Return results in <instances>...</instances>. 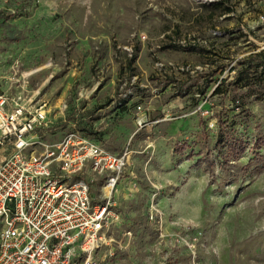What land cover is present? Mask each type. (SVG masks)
Returning <instances> with one entry per match:
<instances>
[{"label":"rangeland","instance_id":"1","mask_svg":"<svg viewBox=\"0 0 264 264\" xmlns=\"http://www.w3.org/2000/svg\"><path fill=\"white\" fill-rule=\"evenodd\" d=\"M262 50L264 0H0V85L53 119L68 104L47 140L77 119L134 150L97 262L264 264V86L235 88L239 61ZM234 135L246 151L227 161Z\"/></svg>","mask_w":264,"mask_h":264},{"label":"built area","instance_id":"2","mask_svg":"<svg viewBox=\"0 0 264 264\" xmlns=\"http://www.w3.org/2000/svg\"><path fill=\"white\" fill-rule=\"evenodd\" d=\"M67 109V102L59 107L61 123ZM51 111L46 101L0 85V264H100L95 254L110 244L118 218L113 195L134 150L107 149L79 129L77 119L64 137L49 141L59 124ZM99 181L105 199L95 203L92 188Z\"/></svg>","mask_w":264,"mask_h":264},{"label":"trees","instance_id":"3","mask_svg":"<svg viewBox=\"0 0 264 264\" xmlns=\"http://www.w3.org/2000/svg\"><path fill=\"white\" fill-rule=\"evenodd\" d=\"M223 4H225L224 1H218L214 2L213 5L215 7H220ZM225 13H231L232 9L230 7H226ZM175 47V46H170ZM188 49H191L193 51L199 52L201 54H207L209 53V50H207L204 47L200 46H185ZM136 58L135 56L132 58V60ZM233 69V68H232ZM235 69V68H234ZM224 82L225 80L222 79L219 83H217L216 88L214 90L215 95L225 93L226 90H224ZM235 88H241V87H249L252 89L256 86H264V50L252 53L248 57H246L244 60L239 61V69L236 76V82H235ZM222 118L219 120V124L221 125ZM227 120L223 122V125H227ZM223 126V128H224ZM231 125H229L230 127ZM229 127H226L229 129ZM224 138V136H221V140ZM224 145L227 147V155L224 157L228 161L231 156L238 157V155L243 154L246 151V147L243 141L241 139L234 135L231 139L225 138ZM224 155V153H223ZM210 162V160H208ZM211 163V162H210ZM211 166L213 168L214 164L211 163Z\"/></svg>","mask_w":264,"mask_h":264},{"label":"crops","instance_id":"4","mask_svg":"<svg viewBox=\"0 0 264 264\" xmlns=\"http://www.w3.org/2000/svg\"><path fill=\"white\" fill-rule=\"evenodd\" d=\"M88 98H89V97H88ZM88 98L85 97L84 100H87ZM81 99H82V98H80V100H81ZM42 101H45V100H43V99L40 98L39 102H42ZM84 109H85V110H84ZM84 109L81 111V114H82L83 112H85L87 108H84ZM55 119L59 121V119H60V113H59V112L55 115ZM83 131H84V130H83ZM84 132H86V131H84ZM86 133H87L88 135H90L93 139H95V140L99 141L100 143L104 144L103 141L97 139V138L95 137V135H92V134H90V133H88V132H86ZM104 145H105V144H104Z\"/></svg>","mask_w":264,"mask_h":264},{"label":"bare ground","instance_id":"5","mask_svg":"<svg viewBox=\"0 0 264 264\" xmlns=\"http://www.w3.org/2000/svg\"><path fill=\"white\" fill-rule=\"evenodd\" d=\"M31 73H32V72L25 73L24 76H25V77H28ZM111 191H112V187H106V189H105V193H106V194H110Z\"/></svg>","mask_w":264,"mask_h":264}]
</instances>
